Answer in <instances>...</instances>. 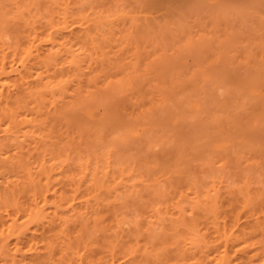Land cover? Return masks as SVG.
<instances>
[{
  "label": "rangeland",
  "instance_id": "rangeland-1",
  "mask_svg": "<svg viewBox=\"0 0 264 264\" xmlns=\"http://www.w3.org/2000/svg\"><path fill=\"white\" fill-rule=\"evenodd\" d=\"M57 1L68 2L73 18L90 20L97 49L89 44L91 55L69 72L64 94L54 92L60 101L44 107L57 109L49 120L62 162L52 186L67 187L68 196L57 212L68 222L54 244L71 241L72 248H37L44 253L37 261L196 264V234L224 219L239 237L264 244V0H169L165 10L153 8L155 0ZM55 10L50 0H0L3 40L19 41L23 23L46 27ZM5 171L1 186L20 180ZM67 174L82 177L89 193L71 195ZM55 187L47 216L28 224L29 233L39 226V238L59 229ZM28 188L16 195L21 209L31 203ZM212 204L220 224L212 222ZM191 220L199 221L195 229ZM240 251H230L231 264H241Z\"/></svg>",
  "mask_w": 264,
  "mask_h": 264
},
{
  "label": "bare ground",
  "instance_id": "bare-ground-1",
  "mask_svg": "<svg viewBox=\"0 0 264 264\" xmlns=\"http://www.w3.org/2000/svg\"><path fill=\"white\" fill-rule=\"evenodd\" d=\"M50 1L57 6V10L50 13L45 23L47 25L46 27L36 29L30 25L28 26V22L23 23L24 29H22L20 33L21 39L13 43H11L12 41H8L9 43L4 41L1 34L5 32L0 31L2 32L0 33V172L4 170H8L9 172L16 170V172H19L18 174L20 176V180L18 179L16 181L14 180L15 182H11V180L7 179L6 186L0 185V208L3 207V209H0L1 264H40L38 262L39 257L44 254H41L43 249L41 247H45L47 250L51 249L49 252H53V248L55 249V245H57V243H54L58 242L57 239L62 237L61 232L68 222L65 215L61 216L62 214L60 213L57 216L59 207H62L61 204H65L68 200V196H65L67 187L64 188L60 186V188H58V186H52L58 183L55 175L61 172V170H57V161H61L59 152L53 150H58L59 147L55 140H51L55 125L50 124L49 120L51 118L50 116L54 117L55 113L52 114V112H56L57 109L52 108V111L49 110L44 112V107L47 102L55 107L60 99L59 96L55 97L54 92H59V95L64 94L63 90L66 89L65 83L69 81V79H67L69 72L71 73L72 71L79 70L80 59L84 58L86 55H91L90 49H88V47H90L89 44L94 49H97V44L93 42V34L92 36L89 34L90 31L87 27V25L91 23L89 19L84 18L82 15H76L77 17L73 18L72 14L69 13L67 1V3L63 1L65 4L62 6L60 4L57 5V0ZM153 1L154 0H152V2ZM155 1L157 3L153 8L158 4H161L162 6H160L163 7V5L165 6V4L169 2V0ZM162 10H165L164 7ZM102 20L103 19H97V23H94V25L100 24ZM4 22L5 18L1 17L0 23L3 24ZM86 22L87 24H85ZM75 23L79 24L75 25ZM72 24L75 26L70 27ZM84 24L86 26H83ZM16 35L19 34H15V36ZM9 40H11V38ZM14 61H17V64H19L18 67L12 64ZM65 63H67L66 65L68 66H65ZM130 84V81L122 84L121 89L131 87L129 86ZM77 86L80 90H83L84 84L82 79L77 80ZM25 92L28 93L29 96L34 95L35 99L30 101L23 97ZM250 93H255V90L251 89ZM32 101L34 103H32ZM51 106L49 108H51ZM84 113L90 117L89 110L84 111ZM3 123H5V126L2 127ZM26 137H28V139L30 137V142L28 140L26 141ZM2 139L6 141L2 142ZM40 145L44 146L42 150L40 149ZM44 148L48 152L45 151ZM82 170H85V167H82ZM3 174L4 173H2V176ZM65 178H67L68 184L70 185L68 189L70 188L72 191V194L70 193L71 195L76 192H81V196L83 197L89 193L86 192L89 188L88 185H85L81 189L85 182L82 177L67 174ZM20 187L22 188L19 189ZM28 187H30L32 191L31 197L29 198L31 203L29 205L26 203L27 206L21 209L19 205L20 201H18L16 195H20L21 192L29 189ZM51 187H55L52 192L54 191V201L56 203H51L54 204L52 212L57 216L56 218L58 221L56 224L59 226V229L46 236L42 235L44 232V229H42L39 233L42 236L39 238L40 236L38 237L36 233V231L40 229L39 226L37 230L29 233L28 224L32 222L36 224L44 220L47 216L45 212L47 208L45 209V206L47 201L49 202V200H47V192ZM84 199L87 201L89 197ZM70 200L71 199H69V201ZM213 204L215 205V202H213ZM213 204L209 207L208 212L212 215V222L214 224H220L217 211L213 210L214 208L216 209ZM11 206L15 214H18L15 216L13 214L14 211L11 209L13 211H11L12 213L7 211L10 213L6 212L7 214L4 215L3 210L6 211L8 207L11 208ZM47 206L49 207V205ZM49 210L51 211L50 208ZM21 212H23L26 218L21 223H18L17 216H19ZM74 213H76V210H74ZM193 219L197 221V216H195V214L192 217V220ZM189 220L190 219L187 221ZM225 220L226 219H224V222L220 226L213 225L214 227H212L210 231L203 229L204 231L202 232L205 234L204 237L202 236V232L200 235L196 234L197 237L201 236L198 240L196 239L194 241L200 250V254L197 256L198 258L194 260L196 264H231V256L233 257V255H229V253H231L230 251L236 252L239 250H242L240 251L242 252V254H240L241 264H264V244L261 240L252 241L248 237H245L248 236L245 235V233L242 234L245 236L242 237L240 235L241 237H239V234L236 235L231 228L227 227V222L225 223ZM196 221H193L189 226L193 225L192 227L195 229L199 222ZM51 229L53 228H50L49 231ZM208 232H211L209 236L206 234ZM206 235L209 238H207ZM196 236L194 237L197 238ZM71 243V241L66 243L63 240L59 242L60 252H63L66 248H72ZM255 243H258V246L250 249ZM37 248H40L39 250L41 251H36ZM186 249L183 252H185ZM252 250L254 251L252 252ZM205 251H210L212 255L210 256V254L204 253ZM77 252L78 250L73 249V253ZM189 254L191 257V253ZM26 259L28 261H26Z\"/></svg>",
  "mask_w": 264,
  "mask_h": 264
}]
</instances>
